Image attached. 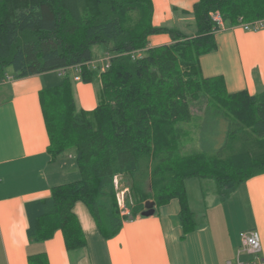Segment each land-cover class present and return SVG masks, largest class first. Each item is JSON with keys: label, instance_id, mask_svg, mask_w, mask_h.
<instances>
[{"label": "trees", "instance_id": "16d2710c", "mask_svg": "<svg viewBox=\"0 0 264 264\" xmlns=\"http://www.w3.org/2000/svg\"><path fill=\"white\" fill-rule=\"evenodd\" d=\"M183 12L194 16V34L155 24L154 0H0V82L8 67L20 77L66 69L58 84L40 91V101L49 152L57 158L73 149L80 175L26 204L31 240L61 229L68 249L85 246L77 201L111 238L124 220L142 214L146 200L162 205L176 197L189 232L197 219L187 179H212L227 197L264 173V92H229L223 76H204L200 62L217 49L223 26L264 19V0H196ZM163 33L171 41L151 46L150 37ZM97 44L111 57L104 71L93 53ZM78 65L82 80H100L93 110L76 103ZM202 95L203 115L194 117L191 103ZM190 126L196 129L194 148H184L193 138ZM118 177L129 180L135 197L130 215L120 204ZM29 261L48 264V257L38 253Z\"/></svg>", "mask_w": 264, "mask_h": 264}, {"label": "crops", "instance_id": "0c3cea01", "mask_svg": "<svg viewBox=\"0 0 264 264\" xmlns=\"http://www.w3.org/2000/svg\"><path fill=\"white\" fill-rule=\"evenodd\" d=\"M156 1L154 23L161 24L166 17L160 18ZM195 1L182 8L191 10ZM165 9L169 10L168 5ZM166 13L169 18V11ZM216 40L217 49L200 58L204 76H223L229 92H264V28L223 26L216 32ZM170 41L165 33L150 37L151 46ZM60 80L57 70L20 77L8 67L0 82V264H30V255L43 252L48 264L235 263L241 232L249 230L259 232L264 254V173L244 181L226 198L218 193L216 184L207 187L209 178L187 179L189 204L197 219V226L189 232L181 224V203L176 197L155 205L152 215L124 220L111 238L101 234L86 204L77 201L74 211L86 237L85 246L68 249L61 229L48 239L31 240L26 204L48 197L53 185L80 176L74 150L57 158L48 150L50 138L40 91ZM73 87L79 107L93 110L98 105L95 81L74 79Z\"/></svg>", "mask_w": 264, "mask_h": 264}, {"label": "rangeland", "instance_id": "374dc122", "mask_svg": "<svg viewBox=\"0 0 264 264\" xmlns=\"http://www.w3.org/2000/svg\"><path fill=\"white\" fill-rule=\"evenodd\" d=\"M189 1L190 0H157L156 4H158V8L160 9L159 10L160 11V18H163V16L166 17L165 19H162L163 21L161 22V24H166V25L171 26V27L179 28V29H181L187 33L194 32L196 30L194 16L192 14H189V13H187V14L184 13L183 8H182L186 5L188 7L191 6L192 4L189 5ZM175 2H177V4L179 6L175 5L176 4ZM166 3H168V4H166ZM166 5H168L169 10L165 9ZM165 10H166V12L169 11V18H167V13L165 12ZM163 13H166V14H163ZM216 14H220V13L219 12L213 13V17H215ZM154 16H155V14H154ZM223 25H224V23H223ZM165 34H167V33H165ZM167 35H168V37H170L169 34H167ZM105 51H106V46L104 44L95 45L93 47V53H94V56L96 57V60L99 59L98 57L100 56L99 62H101L102 58L104 57L103 55H104ZM52 75H54V74H52ZM95 84L98 85V87H99L98 91H99L101 88V83H100V80L98 78L95 79ZM98 96L99 95L97 92V100H98ZM204 108H205L204 95H202V97L199 100L193 101L191 103L192 114L194 115V117L202 116ZM189 128H190L191 132L193 133V136H192L193 138L190 139L189 143L184 145V148H194L193 145H194V141H195L196 129L194 126H190ZM222 136H223L222 133L217 134V137L219 139H221ZM66 151L72 152L73 149H68ZM74 152H72V154ZM206 181H207V187L208 188H213L215 186V182L213 180L206 179ZM117 183H118V196H119L121 207L123 209V213L130 215L131 208L135 202V197L133 196V194L131 192L130 182L127 178L118 177ZM191 196H192V189H191Z\"/></svg>", "mask_w": 264, "mask_h": 264}, {"label": "built area", "instance_id": "2783aa9c", "mask_svg": "<svg viewBox=\"0 0 264 264\" xmlns=\"http://www.w3.org/2000/svg\"><path fill=\"white\" fill-rule=\"evenodd\" d=\"M215 20L223 26V19L220 14L215 15ZM245 29H261L264 28V19H258L253 22H242L240 23ZM142 51L136 52V56L141 55ZM110 55L107 53L102 58V66H101V71H104L110 63ZM92 65L94 64V61L91 62ZM97 65V64H94ZM97 67V66H94ZM76 70V73L74 74V79L79 80L81 79L80 76V66H75L74 67ZM60 75H64L66 73V69H60L58 70ZM241 240H242V245L241 248L238 251V256L233 263L232 261H228L227 264H264V254L262 253L263 251V246L261 243V238L260 234L257 230H249V231H242L241 232ZM243 254H247L249 257L248 258H242Z\"/></svg>", "mask_w": 264, "mask_h": 264}, {"label": "water", "instance_id": "95a60500", "mask_svg": "<svg viewBox=\"0 0 264 264\" xmlns=\"http://www.w3.org/2000/svg\"><path fill=\"white\" fill-rule=\"evenodd\" d=\"M156 202L154 200H147L145 202V209L142 211V215H152L155 212Z\"/></svg>", "mask_w": 264, "mask_h": 264}]
</instances>
